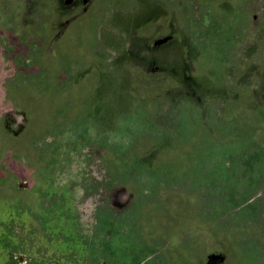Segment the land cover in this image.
<instances>
[{"label": "rangeland", "instance_id": "rangeland-1", "mask_svg": "<svg viewBox=\"0 0 264 264\" xmlns=\"http://www.w3.org/2000/svg\"><path fill=\"white\" fill-rule=\"evenodd\" d=\"M248 137L264 147V0H0V264H99L78 240L101 236L118 264L125 240L158 246L149 264H264V178L257 208L212 211L250 176Z\"/></svg>", "mask_w": 264, "mask_h": 264}, {"label": "trees", "instance_id": "trees-1", "mask_svg": "<svg viewBox=\"0 0 264 264\" xmlns=\"http://www.w3.org/2000/svg\"><path fill=\"white\" fill-rule=\"evenodd\" d=\"M182 125H183V123H181L179 121V125L176 127L175 131L172 132V136H171V138L169 140V144H168V146L171 147V148H169V151H171V153H173L172 150L175 148V147H173V143H171V142L175 139L174 135L176 136L177 134H179L178 131L182 127ZM248 140H249V142H246V144H244V145L242 144L243 147L240 148V152L246 153L247 151L250 152L252 150L250 152L251 158L248 159L247 158L248 155H246V156H244L243 159H241L238 162L241 163L239 165V167H241V168H243L244 164H245L243 161L246 160L247 162H249V164H247L245 166V167H247L245 170L251 171L250 176L244 182L245 184H244L243 189L241 191H238V190H235L234 188H232V189H230V191H228L226 193V195H227L226 197L224 196V194H222L223 196H222L221 204L217 208H214V210H212L217 215L219 213V216L222 215V213H225V209H228V211H229L230 208L234 209V208L241 207L244 205L246 206V208H250V209L251 208L252 209L257 208L260 205V202L262 200L261 197L260 198L254 197V195L256 194L257 190L260 189L259 187L261 186L260 184L262 183V180L264 178V174L262 175V174H258V173H254V172L259 170V167L261 166L260 164L262 163V161L264 163V158H260L261 155L264 156V147H262L260 145L258 146L256 140L251 139L250 137H248ZM201 152H203V154H206V150L199 149L198 153H201ZM133 158H134V160L132 161V165L133 164L135 165L137 163V160H136L137 158L135 156ZM228 158H230V160H233V158L229 155L227 156V160H228ZM105 159H109V158L104 156V160ZM139 161H140V159H139ZM180 165L182 167H184L183 163ZM126 167H127V165H126ZM127 168H129V167H127ZM263 170H264V168H263ZM151 176H153V175L151 174ZM151 176H149V177H151ZM237 181H239V182L241 181L239 176H237ZM224 182L221 180H219V181L217 180L215 183L216 186L217 185L219 186L217 188L220 190L221 193H222L223 189L229 185L228 180L224 181ZM166 183H168V181ZM166 183L164 182L163 179L158 180V187H163V186L165 187V186H167ZM236 195L239 196V199H236V197H235ZM225 198H227L228 200L226 199L224 201ZM252 198H253V200H251L252 202L249 201ZM132 201L133 202L130 204V206L133 207L132 209L138 210L142 207V204H141L142 202L140 200L139 193L134 196V200H132ZM226 203L228 204V206H224V204H226ZM255 204H256V206H255ZM176 208H177V210H179L181 207H179V206L175 207V206H172L170 204L164 205V207L162 208V211H161V212H164V215L166 213V215L164 216V219H166V216H168L170 212L176 210ZM130 211H132V210H130ZM256 212L258 213V210ZM138 215H139V212H138ZM162 230H163L162 228L161 229L157 228L156 230H154L155 236L157 235L158 237H161L163 235ZM156 231H158L159 233H156ZM0 237L2 238L3 234L0 233ZM106 239L103 236H101V238L94 237L92 239L91 238H84V239L81 238L78 241H79V244L81 246V249L83 250L82 252H84V253L92 252L91 250L94 247L96 249L100 250V255H96V258L94 259L95 262L99 261L101 263V261H104V264H118L117 263L118 259L116 260L115 257L118 256V253H119V255H121V252L124 248L122 246H118V244H117V246H114L113 241H115V240H113L112 238L107 239V240ZM125 243H126V245L129 246V249L131 250L129 252V255L126 256L129 258V264H149V261L151 259L155 260L157 258L158 252L155 253V251L159 250V248H157L158 246L155 247L154 250H153V248L150 249V250H152L151 253L147 254L146 256H143V258H142V257L136 256L134 254V252L137 251V249H138L137 243H135L134 241H129V240H125ZM95 245H97V246H95ZM116 252H117V256H116ZM152 253H154V254H152ZM149 256H151V257H149ZM9 257H10L12 264H29V263H31V259H30L31 257L28 256L27 254H25L24 250L21 248L12 249L10 251ZM11 262L9 264H11Z\"/></svg>", "mask_w": 264, "mask_h": 264}, {"label": "water", "instance_id": "water-1", "mask_svg": "<svg viewBox=\"0 0 264 264\" xmlns=\"http://www.w3.org/2000/svg\"><path fill=\"white\" fill-rule=\"evenodd\" d=\"M19 186H22V187L26 186V182H19Z\"/></svg>", "mask_w": 264, "mask_h": 264}]
</instances>
